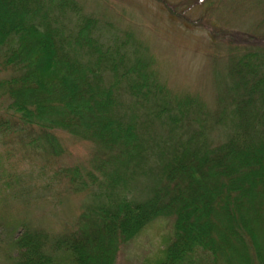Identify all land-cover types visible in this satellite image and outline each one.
<instances>
[{
	"label": "trees",
	"instance_id": "16d2710c",
	"mask_svg": "<svg viewBox=\"0 0 264 264\" xmlns=\"http://www.w3.org/2000/svg\"><path fill=\"white\" fill-rule=\"evenodd\" d=\"M230 37L210 109L83 1L0 0V264H114L156 222L168 231L144 264H264V46ZM55 131L94 144L101 178ZM58 187L91 200L71 227L23 221Z\"/></svg>",
	"mask_w": 264,
	"mask_h": 264
},
{
	"label": "rangeland",
	"instance_id": "374dc122",
	"mask_svg": "<svg viewBox=\"0 0 264 264\" xmlns=\"http://www.w3.org/2000/svg\"><path fill=\"white\" fill-rule=\"evenodd\" d=\"M81 1L86 10L102 14L120 29L130 28L156 56L167 86L178 95H197L210 109L218 94L214 76L223 66L228 38L231 36L233 45H237L243 35L252 40V44L264 46L261 32L257 30L264 18V0H161L164 5L158 0ZM55 134L63 145V159L68 164H79L84 167L83 172L89 169L101 178L90 163L94 144L63 131H55ZM218 135L222 137L223 132ZM33 172L30 168L23 169L22 180ZM56 192L57 195L55 191L50 192L48 204H42L40 199L36 202L31 199L25 204L21 208L23 221L60 231L74 224L76 208L91 202L90 197L82 193L67 195L61 187L56 188ZM64 225L67 227H62ZM167 231L168 227L161 222L154 223L134 240L120 246L114 264H144L156 259L163 248L162 236Z\"/></svg>",
	"mask_w": 264,
	"mask_h": 264
}]
</instances>
